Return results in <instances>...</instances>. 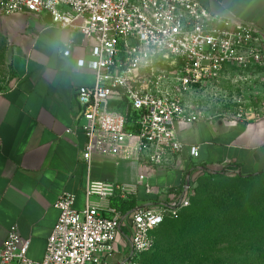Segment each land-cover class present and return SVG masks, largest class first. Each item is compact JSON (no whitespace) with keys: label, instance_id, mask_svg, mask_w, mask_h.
<instances>
[{"label":"built area","instance_id":"built-area-1","mask_svg":"<svg viewBox=\"0 0 264 264\" xmlns=\"http://www.w3.org/2000/svg\"><path fill=\"white\" fill-rule=\"evenodd\" d=\"M0 13L49 14L52 25L94 41L93 59L78 60L95 74L93 85L77 88L78 119L87 138L82 158L88 162L109 156L151 173L175 164L186 148L175 124L205 117L183 104L192 89L221 79L232 67L264 70V39L255 23L214 13L197 0H0ZM68 47L65 55L71 54ZM130 108L141 112L136 133L127 130ZM190 152L196 160L199 147ZM198 171L218 173L213 164L184 173L181 188L164 198L145 173L131 183L90 180L81 210L75 195L63 192L43 259L28 256L31 239L14 224L0 248V264H143L155 247V230L191 205ZM141 190L156 198L127 211L110 202ZM127 226L129 245L118 256V238Z\"/></svg>","mask_w":264,"mask_h":264},{"label":"crops","instance_id":"crops-1","mask_svg":"<svg viewBox=\"0 0 264 264\" xmlns=\"http://www.w3.org/2000/svg\"><path fill=\"white\" fill-rule=\"evenodd\" d=\"M197 1L214 13L254 22L264 39V0ZM0 34L7 63L6 73L0 74V248L17 224L20 234L31 239L28 256L41 261L60 216L55 206L59 196L74 194L75 207L83 209L90 180L131 183L138 173H145L164 198L181 188L184 173L207 165L236 176L264 171V114L176 123V134L186 148L175 164L155 173L109 156L94 155L88 162L82 158L87 138L78 119L77 88L93 85L95 74L81 69L78 60L93 59L94 41L52 25L49 14L0 13ZM68 45L71 54L65 55ZM191 146L199 147L196 160ZM197 176L199 181L206 175L198 171ZM130 196L139 203L156 198L142 190ZM129 238V227H123L118 256L127 250Z\"/></svg>","mask_w":264,"mask_h":264},{"label":"trees","instance_id":"trees-1","mask_svg":"<svg viewBox=\"0 0 264 264\" xmlns=\"http://www.w3.org/2000/svg\"><path fill=\"white\" fill-rule=\"evenodd\" d=\"M140 116L139 110L129 109L128 131H138ZM219 176L227 175L216 173L204 177L214 179ZM263 176L264 171L238 176V179L250 181ZM230 195L229 201L223 204L212 201L189 208L193 204L194 194L191 205L185 209L188 214L186 220H177L180 215L176 218V222L180 224L164 228L159 239H156V232L167 220L155 230L156 242L153 250L149 252L152 253L151 257L163 260L166 257V262L264 264V191L248 190L244 193L233 192ZM137 202V198L132 196H116L112 205L127 211L134 208ZM259 235V240L249 239Z\"/></svg>","mask_w":264,"mask_h":264},{"label":"rangeland","instance_id":"rangeland-1","mask_svg":"<svg viewBox=\"0 0 264 264\" xmlns=\"http://www.w3.org/2000/svg\"><path fill=\"white\" fill-rule=\"evenodd\" d=\"M4 47V39L0 34V74H5L7 71ZM183 104L188 110L201 113L205 116H229L238 113H242L243 115L264 114V70H256L255 72L229 70L221 79L209 82L202 87L193 88L186 96ZM121 109L124 110L125 108ZM248 190L263 192L264 176L250 181H242L236 175L219 176L214 179L201 177L195 191L193 204L189 208H193L199 203L212 201L216 204H223L231 198L230 193H244ZM187 215L185 210L177 220H186ZM174 224L178 226L180 223H177L176 219H168L157 230L156 239H159V236L163 235L164 228L170 225L173 226ZM260 236L249 239L259 240ZM151 254L146 255L143 264H217L166 262V257H164V260L160 258L153 259Z\"/></svg>","mask_w":264,"mask_h":264}]
</instances>
